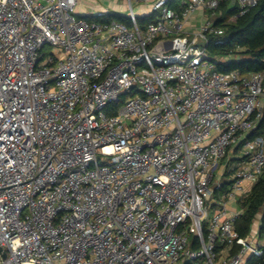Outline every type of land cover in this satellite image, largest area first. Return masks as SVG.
<instances>
[{
	"label": "built area",
	"instance_id": "2783aa9c",
	"mask_svg": "<svg viewBox=\"0 0 264 264\" xmlns=\"http://www.w3.org/2000/svg\"><path fill=\"white\" fill-rule=\"evenodd\" d=\"M121 1L0 0V264H264V71L205 48L258 0Z\"/></svg>",
	"mask_w": 264,
	"mask_h": 264
},
{
	"label": "trees",
	"instance_id": "16d2710c",
	"mask_svg": "<svg viewBox=\"0 0 264 264\" xmlns=\"http://www.w3.org/2000/svg\"><path fill=\"white\" fill-rule=\"evenodd\" d=\"M179 1L181 0H173L171 5ZM219 8L222 13L215 19L214 26L221 28L223 33L207 34L205 45L210 56L230 57L226 63L218 65V69L222 72L236 70L243 75L264 71V0H258L243 14H239L236 7H229L226 1H222ZM153 18L152 14L138 16V26H144ZM105 19L124 20V17L118 13H110ZM263 126L264 119L253 133H259ZM241 205L243 211L235 220L238 232L245 234L254 218L260 214L259 234L264 237V172Z\"/></svg>",
	"mask_w": 264,
	"mask_h": 264
},
{
	"label": "rangeland",
	"instance_id": "374dc122",
	"mask_svg": "<svg viewBox=\"0 0 264 264\" xmlns=\"http://www.w3.org/2000/svg\"><path fill=\"white\" fill-rule=\"evenodd\" d=\"M110 10V12H117L121 14L129 13L127 5L121 0H78L76 10L80 14H90L97 10ZM138 8L135 7V11ZM138 12V11H137ZM199 20L197 19L193 25L198 26ZM213 209L209 208V214H211Z\"/></svg>",
	"mask_w": 264,
	"mask_h": 264
},
{
	"label": "water",
	"instance_id": "95a60500",
	"mask_svg": "<svg viewBox=\"0 0 264 264\" xmlns=\"http://www.w3.org/2000/svg\"><path fill=\"white\" fill-rule=\"evenodd\" d=\"M0 250H1V247H0ZM3 256H5V254L3 253Z\"/></svg>",
	"mask_w": 264,
	"mask_h": 264
}]
</instances>
